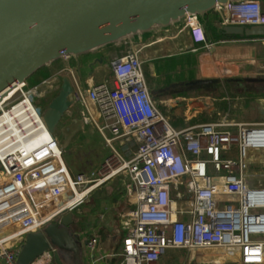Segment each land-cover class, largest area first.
<instances>
[{
  "label": "built area",
  "instance_id": "1",
  "mask_svg": "<svg viewBox=\"0 0 264 264\" xmlns=\"http://www.w3.org/2000/svg\"><path fill=\"white\" fill-rule=\"evenodd\" d=\"M261 2L217 5L213 14L223 29L264 26ZM181 28L195 44L207 45L198 16L189 15ZM111 66L114 87L105 82L85 93L68 70L77 106L90 116V105L95 108L91 122L106 145H136L130 159L115 152L97 174H70L58 139L29 96L38 87L22 86L0 103V264H17L28 234L72 212L121 174L129 176L133 204L121 214L122 250L97 257L99 238L92 237L86 248L93 264L111 257H118V264H158L171 249H220L238 264H264V186L248 184L262 177L250 174L248 157L250 151H264V119L256 124L225 119L178 131L151 97L136 54ZM234 150L236 158H229ZM52 179L58 180L54 187ZM228 198L237 202L226 203Z\"/></svg>",
  "mask_w": 264,
  "mask_h": 264
},
{
  "label": "crops",
  "instance_id": "2",
  "mask_svg": "<svg viewBox=\"0 0 264 264\" xmlns=\"http://www.w3.org/2000/svg\"><path fill=\"white\" fill-rule=\"evenodd\" d=\"M262 7L264 10V5ZM207 26L210 27V29H206V26H204L208 40L207 45L195 44L189 31H183L181 26L180 28H171L168 32L156 31L151 38L146 40H125L104 49L83 61L84 65H88L100 57L104 58V64L95 68L92 77H90V69L86 66L83 69L82 74L87 89L105 82H109L110 86L114 87L111 63L129 54H136L142 63L151 97L156 102L157 107L159 106L158 103L162 107V110L159 109L160 112L167 119V114L170 111H175L179 117L184 115L182 124L176 125L175 128L171 125L174 129L180 131L196 125L223 122L224 119L222 120L221 114L218 112L220 111L218 110V102L221 100L218 95L216 96V90L223 87L225 79H229L230 82L235 81L236 84H242L247 80L264 78V39H237L234 36L221 33L224 29L220 26L218 16L214 14L207 18ZM225 36L230 38H225ZM192 57L193 60H196L194 66L196 77L200 78V81L194 83L209 82V84L191 86L193 83H186V81H190V78H179L182 73L192 70ZM183 58L186 60L175 66V60ZM60 61L65 63V67L56 66L58 61L45 71L47 70L52 76H56L67 74L68 70L72 69L74 79L81 87L76 61L73 58L68 62L65 60ZM70 77L73 78L72 75ZM182 87H206L209 92L199 96H190L184 94L185 91L182 90ZM252 102L255 104V117L252 120L240 123L256 124L264 119V98H255ZM90 110L92 112L91 116L84 107L77 106L73 109L74 117L71 120L70 128H66V130L70 131L71 127H75L77 129L75 133L81 135L80 137L88 134L95 135L97 129L93 126L91 117L95 118L97 113L91 105ZM217 116L221 119H217ZM226 120L228 121V119ZM120 145L122 154L130 159L132 153L126 150L128 144L120 141ZM253 153H255L257 159L251 162L248 161L250 170L262 172L264 169V157L262 156L264 154L261 152ZM80 174L83 173L77 175ZM57 182L58 180L52 179L49 184L54 187ZM129 183L128 174H121L113 178L107 182V186L104 188L95 189L82 205L68 214L72 219L70 225L72 235L80 243L82 264H93V259L88 254L86 244L89 239L95 236L99 238L97 257L103 255L117 256L121 253L126 234L121 214L133 207L127 189ZM116 260H119V258L111 257L102 264H114ZM160 263L238 264V258L231 257L228 252L220 249H207L196 252L171 249L161 258L158 264ZM35 264H55L53 253L39 259Z\"/></svg>",
  "mask_w": 264,
  "mask_h": 264
},
{
  "label": "water",
  "instance_id": "3",
  "mask_svg": "<svg viewBox=\"0 0 264 264\" xmlns=\"http://www.w3.org/2000/svg\"><path fill=\"white\" fill-rule=\"evenodd\" d=\"M242 1L250 0H0V103L13 86L27 85L66 57L76 61L85 93L83 69H90L92 77L95 68L104 64L100 57L84 65L89 57L125 40H146L156 31L180 28L189 15L198 16L210 29L207 18L217 5ZM221 33L237 39H264V26L225 28ZM205 84L209 82L191 86ZM76 107L72 80L63 77L56 96L41 114L52 136L58 137L64 118ZM67 214L28 234L17 264H35L51 253L55 264H82L80 243L72 235V219Z\"/></svg>",
  "mask_w": 264,
  "mask_h": 264
},
{
  "label": "rangeland",
  "instance_id": "4",
  "mask_svg": "<svg viewBox=\"0 0 264 264\" xmlns=\"http://www.w3.org/2000/svg\"><path fill=\"white\" fill-rule=\"evenodd\" d=\"M261 3L262 5H264V1H262ZM184 60L186 59H176L175 66H178V64L183 63ZM195 65L196 60H193L192 57V70L187 73H182V77L179 76V78H190V81L188 80V82L186 81V83H194L196 81H200V78L196 77V70H194ZM56 66H59L60 68L65 67V63L59 61L58 63H56ZM58 75L52 76V74H50L46 70L33 77L27 83V91L38 87V93L36 95L29 94V96L31 98L32 103L41 111L56 96L61 86L62 78L67 76L72 80L69 73L61 74L59 76ZM228 80L229 79H225L222 85L223 87L220 90H216V96L218 95V97H220L219 99L221 100L220 102H218V110H220L218 112H220L222 120L228 119V121L230 122L234 121L237 123L252 120V118L255 117V104L252 102V100L257 98L258 96H264V86H254V84L250 81L242 84H236L235 82H230ZM205 89L206 87H182V90L185 91L184 94L190 96H199L208 93L209 91ZM158 105V109L162 110L160 103H158ZM167 115L169 123L174 128L176 127V125L182 124L184 122V115L182 117H179L175 111H170ZM73 117L74 111L71 110L70 113L66 115L59 128L60 134L58 135L57 139L62 148L63 159L70 173L74 177L77 176V174L79 173H83L86 175L97 174L105 163V161L111 158L115 154V152L122 154V147L120 145V141H115L112 143L111 146H109L106 145L105 139L100 133H98V131L97 133H95V135L88 134L86 136L80 137L81 135L75 133L77 130L75 127H71V129H69L70 131L66 130V128H70L69 126ZM221 118L217 116V119ZM73 133L75 134L72 135ZM107 136L110 138L112 137L109 133H107ZM126 148V150H129L130 153H132L136 150V145L131 142L126 146ZM261 153L264 154V151H261ZM262 157H264V155ZM229 158H236V150H234L229 155ZM256 159L257 158L255 156V153L250 151L248 161L250 160L251 162ZM249 172L250 174L262 175V177L258 179H249L248 184L250 187H257L258 184L264 186V169L262 170V172H254L253 170H250ZM105 186H107V183L99 187V189L104 188ZM226 201V203L237 202V200L234 198H228Z\"/></svg>",
  "mask_w": 264,
  "mask_h": 264
},
{
  "label": "trees",
  "instance_id": "5",
  "mask_svg": "<svg viewBox=\"0 0 264 264\" xmlns=\"http://www.w3.org/2000/svg\"><path fill=\"white\" fill-rule=\"evenodd\" d=\"M230 38L229 36H225V38ZM45 70H43V71H41L40 73H42V72H44ZM46 77V76H45ZM251 82V83H253L254 84V86L255 85H263L264 86V78H259V79H254V80H247V81H244V83L245 82ZM233 82H235V81H233ZM242 82V81H241ZM239 83H240V81H239ZM257 98H264V96H258ZM120 262V259L119 260H116L115 262H114V264H118Z\"/></svg>",
  "mask_w": 264,
  "mask_h": 264
},
{
  "label": "bare ground",
  "instance_id": "6",
  "mask_svg": "<svg viewBox=\"0 0 264 264\" xmlns=\"http://www.w3.org/2000/svg\"><path fill=\"white\" fill-rule=\"evenodd\" d=\"M22 86H23V85H20V84H17V85H15V86H13L14 88L12 87V89L9 91L10 94H9V96H8L7 98L12 97L13 94H15V93L18 91V89L21 88ZM7 98H6V99H7ZM45 126H46V125H45ZM47 138H48V136L45 137L44 141L47 140Z\"/></svg>",
  "mask_w": 264,
  "mask_h": 264
}]
</instances>
